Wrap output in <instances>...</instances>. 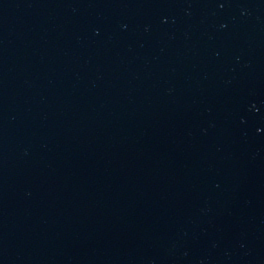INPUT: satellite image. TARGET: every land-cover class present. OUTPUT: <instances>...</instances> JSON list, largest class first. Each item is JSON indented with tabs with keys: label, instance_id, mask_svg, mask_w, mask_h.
Wrapping results in <instances>:
<instances>
[{
	"label": "water",
	"instance_id": "95a60500",
	"mask_svg": "<svg viewBox=\"0 0 264 264\" xmlns=\"http://www.w3.org/2000/svg\"><path fill=\"white\" fill-rule=\"evenodd\" d=\"M0 264H264V0H0Z\"/></svg>",
	"mask_w": 264,
	"mask_h": 264
}]
</instances>
